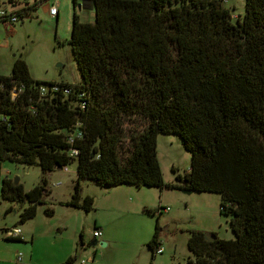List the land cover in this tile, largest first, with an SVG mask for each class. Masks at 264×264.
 I'll return each instance as SVG.
<instances>
[{"label": "trees", "instance_id": "16d2710c", "mask_svg": "<svg viewBox=\"0 0 264 264\" xmlns=\"http://www.w3.org/2000/svg\"><path fill=\"white\" fill-rule=\"evenodd\" d=\"M82 2L92 21L71 11L66 39L76 83L34 80L19 58L0 75V163L41 171L28 190L1 179L0 198L21 204L23 223L43 204L44 175L71 162L74 179L62 204L83 212L91 198L79 195V180L215 193L232 238L204 240L189 231L191 257L183 264H264V0H242L232 20L221 0ZM50 84L58 89L40 95L39 85ZM74 129L79 137L67 144ZM158 133L175 135L188 154L186 171L174 175L178 184L161 181ZM156 233L154 225L145 243L149 260Z\"/></svg>", "mask_w": 264, "mask_h": 264}, {"label": "rangeland", "instance_id": "374dc122", "mask_svg": "<svg viewBox=\"0 0 264 264\" xmlns=\"http://www.w3.org/2000/svg\"><path fill=\"white\" fill-rule=\"evenodd\" d=\"M35 1L36 8L30 13L16 17L13 23H0V75H8L14 59L19 58L26 63L29 75L34 80L45 83H76L78 73L66 43L70 15L73 11L78 21L91 22L92 10L82 0H74L73 6L71 0H58L55 3L56 17H50L47 7L51 1ZM30 2L31 0H0V11L18 10ZM222 6L228 10L231 20L242 12V0H226L222 2ZM123 126L129 125L125 123ZM154 142L155 159L162 183L178 184L174 175L180 176L187 169L188 154L173 134L158 133ZM44 176L47 181L46 193L42 198L43 204H38L36 211L39 212L37 214H43L47 208L51 212L45 219H39L42 221L36 225L42 229V233H47L39 241H67L68 237H77V227L81 228L82 236L86 238L94 227L92 220H96L104 222L106 234L113 239L111 246L108 245L104 250L110 258L132 260L128 264H136L139 259L143 264L148 261L149 264H183L185 258L191 257L185 246L189 231L212 233L219 239L232 238L227 217L217 211L218 195L215 193H185L177 190L178 188L157 189L132 185L106 188L88 180H79V195L92 198L91 209L83 212L59 202L68 199L71 192L74 179L73 162L54 168ZM14 177L18 179L23 190H28L39 182L41 171L36 164L25 166L8 160L2 161L0 181L3 178L12 180ZM54 183L58 185L52 186ZM119 186L132 190L140 188L141 193H120L113 189ZM20 205L19 202H7L0 198V228L22 225H15ZM162 207L167 210L158 212ZM64 210H72L73 216L68 218L59 235L54 234L55 222L61 224L65 220L62 214ZM38 216L42 218L41 215ZM154 225L157 226L156 242L161 253L154 254L149 260L145 243Z\"/></svg>", "mask_w": 264, "mask_h": 264}, {"label": "crops", "instance_id": "0c3cea01", "mask_svg": "<svg viewBox=\"0 0 264 264\" xmlns=\"http://www.w3.org/2000/svg\"><path fill=\"white\" fill-rule=\"evenodd\" d=\"M56 14L54 17H56ZM113 189H117L116 191H120V193H122L121 191L141 193L140 188H134L136 190H132L131 188H120L119 186ZM66 200L67 199H63L59 202H64ZM10 208L11 206H9L8 209ZM37 213L39 212L35 211L33 217L22 223L19 227L20 234L16 238H7L5 236L4 230L8 227L0 228V264H57L67 257L73 258L71 264H128L129 262H132V260L128 259L110 258L109 255L104 252L108 245L111 246L113 239L106 234L104 222H98L96 220H92L94 226L92 229H98L99 236L95 238L96 245L92 247L87 246V243L92 239V230L90 231V235L84 238L81 233V228L79 229V227L76 228L77 237L73 235L72 239L68 237L67 241L62 242L61 239L56 242H53V240L39 241L40 237H44L47 233H42V229L37 228L36 225L42 221L39 219H45L48 217V214L44 212L43 214ZM62 214H64L63 216L65 220L61 224L54 221L56 223L54 234L59 235L65 228L68 218L73 216L72 210H64L62 211ZM38 215H41L42 218H39ZM33 219L35 220L32 223L31 221H33ZM15 221V225H18V220ZM101 243H103V246H100ZM18 253L20 254L19 261L16 260ZM136 264H143V262L139 259L136 261Z\"/></svg>", "mask_w": 264, "mask_h": 264}, {"label": "built area", "instance_id": "2783aa9c", "mask_svg": "<svg viewBox=\"0 0 264 264\" xmlns=\"http://www.w3.org/2000/svg\"><path fill=\"white\" fill-rule=\"evenodd\" d=\"M50 4H48V7H47V13L50 17H54L55 14H56V8H55V3L58 1V0H50ZM226 0H221V2H225ZM33 3H36L37 2L35 0H31L30 3L28 4H25L23 5L22 7H20L18 10L20 11V9H24V8H27L29 6H31ZM18 10H12V11H3L1 10L0 11V19L2 21V23H13L16 21V17H18V14H17V11ZM28 12V11H27ZM20 13H22L20 11ZM23 16V15H22ZM58 89V87L54 84H50V85H39L38 87V90H39V94L40 95H43L45 93H50V92H53V91H56ZM61 92L62 93H67V88H61ZM17 93V90L13 87L10 89L9 91V94H10V98L13 100L15 95ZM76 125V123H75ZM79 137V131L74 129L73 131L69 132L66 134V136L64 137V141L67 143V144H70L72 142L73 139H76ZM65 153L68 155V156H72L73 154H75V151L74 149L72 148H67L65 150ZM58 185V183H54L52 184V186H56ZM167 210L166 207H162V209H158V212H165ZM4 234L6 237L8 238H16L19 236L20 234V229L18 226H14L13 228H5L4 230ZM99 236V231L98 229H92L91 231V237L92 238H97ZM160 253V247L159 246H155L154 249H153V254H159ZM16 260L19 261L20 260V254L18 253L17 256H16Z\"/></svg>", "mask_w": 264, "mask_h": 264}, {"label": "water", "instance_id": "95a60500", "mask_svg": "<svg viewBox=\"0 0 264 264\" xmlns=\"http://www.w3.org/2000/svg\"><path fill=\"white\" fill-rule=\"evenodd\" d=\"M55 168H60V167H55ZM11 181H12V184H14V185L18 183V179H17L16 177H14ZM177 190H179V191H181V192H185V193L190 192L188 189H180V188H178ZM202 238H203L204 240H212V239L214 238V235L211 234V233H202ZM94 245H96V241H95L94 238H92V239L87 243V246L92 247V246H94ZM100 246H103V243H101Z\"/></svg>", "mask_w": 264, "mask_h": 264}]
</instances>
